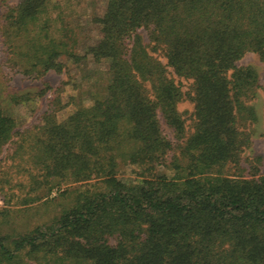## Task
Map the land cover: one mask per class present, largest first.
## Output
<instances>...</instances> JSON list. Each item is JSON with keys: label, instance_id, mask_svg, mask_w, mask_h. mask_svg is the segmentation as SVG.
I'll return each mask as SVG.
<instances>
[{"label": "trees", "instance_id": "1", "mask_svg": "<svg viewBox=\"0 0 264 264\" xmlns=\"http://www.w3.org/2000/svg\"><path fill=\"white\" fill-rule=\"evenodd\" d=\"M94 5L74 20L61 0H20L3 15L13 69L71 77L41 121L17 132L13 155L26 176L15 185L31 192L22 203L59 208L29 229H0V264H264V174L244 156L257 119L248 102L264 85L237 64L250 52L264 61V0ZM88 61L105 71L86 72ZM14 126L0 111V151Z\"/></svg>", "mask_w": 264, "mask_h": 264}, {"label": "rangeland", "instance_id": "2", "mask_svg": "<svg viewBox=\"0 0 264 264\" xmlns=\"http://www.w3.org/2000/svg\"><path fill=\"white\" fill-rule=\"evenodd\" d=\"M20 0H0V28L3 15L8 6L17 4ZM68 13H72L74 20L81 16H92L96 13L94 0H61ZM99 12V11H98ZM71 18V17H70ZM144 41L149 42V36L146 30H140ZM158 56L166 63L167 59L159 54ZM9 55L3 44V38L0 29V111L3 114L11 115L14 120V136L10 141L4 144L0 151V181L12 180V184L4 183V189L0 192V229L11 234L17 231L26 230L33 227L34 223L42 222L48 219L59 208L57 204L51 203L48 206V199L43 198L40 201L24 204L22 199L27 195V189L20 188L15 183L26 180V176L19 167L21 160H15L14 150L15 141L19 139L18 131H24L38 124L42 116L49 110L52 99L57 95V89L64 86V83L70 80L69 72L58 73L50 71L40 78L29 77L21 72H17L10 66ZM86 72L94 74L95 72L105 71V66L88 61ZM238 66H253L259 74L260 84L264 85V61L260 55L254 52L246 54ZM172 70V69H171ZM75 74L78 83H82L84 88L92 84L91 81L83 79V73L79 70L72 72ZM86 74V73H85ZM176 81L181 85L184 91L191 87V81L180 78L171 73ZM20 96L23 99L19 98ZM255 106L257 119L250 122L246 129L253 134V144L248 148L244 156L250 158H260L256 163L259 164L260 172L264 174V89H258V95L248 102ZM179 111L187 120V135L193 131L192 117L194 112V103L184 98L179 103ZM164 132L171 138H174L173 130L164 124ZM246 166L248 162L244 163ZM59 192L55 190L50 198L57 196ZM50 203V202H49ZM57 205V206H56Z\"/></svg>", "mask_w": 264, "mask_h": 264}]
</instances>
